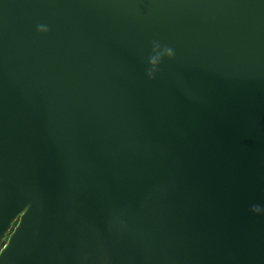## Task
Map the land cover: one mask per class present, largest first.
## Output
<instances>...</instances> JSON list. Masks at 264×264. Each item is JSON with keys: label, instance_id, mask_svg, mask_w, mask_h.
Here are the masks:
<instances>
[{"label": "water", "instance_id": "95a60500", "mask_svg": "<svg viewBox=\"0 0 264 264\" xmlns=\"http://www.w3.org/2000/svg\"><path fill=\"white\" fill-rule=\"evenodd\" d=\"M0 264H264V0H0Z\"/></svg>", "mask_w": 264, "mask_h": 264}, {"label": "trees", "instance_id": "16d2710c", "mask_svg": "<svg viewBox=\"0 0 264 264\" xmlns=\"http://www.w3.org/2000/svg\"><path fill=\"white\" fill-rule=\"evenodd\" d=\"M15 225H16V223L13 224V227H14ZM13 227H12V228H13Z\"/></svg>", "mask_w": 264, "mask_h": 264}]
</instances>
